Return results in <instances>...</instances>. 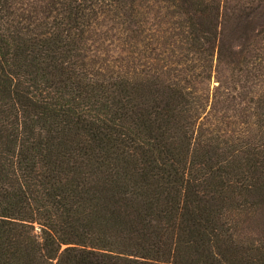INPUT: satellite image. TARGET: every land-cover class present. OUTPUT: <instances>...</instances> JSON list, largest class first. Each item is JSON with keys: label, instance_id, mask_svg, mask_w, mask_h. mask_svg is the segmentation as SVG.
<instances>
[{"label": "trees", "instance_id": "16d2710c", "mask_svg": "<svg viewBox=\"0 0 264 264\" xmlns=\"http://www.w3.org/2000/svg\"><path fill=\"white\" fill-rule=\"evenodd\" d=\"M0 264H264V0H0Z\"/></svg>", "mask_w": 264, "mask_h": 264}, {"label": "rangeland", "instance_id": "374dc122", "mask_svg": "<svg viewBox=\"0 0 264 264\" xmlns=\"http://www.w3.org/2000/svg\"><path fill=\"white\" fill-rule=\"evenodd\" d=\"M222 33H223L222 39L225 40V41H226V40H227V41H228V40H231V38L233 37V36H231L232 33L229 32L228 28L225 29V30H224V28H223Z\"/></svg>", "mask_w": 264, "mask_h": 264}]
</instances>
